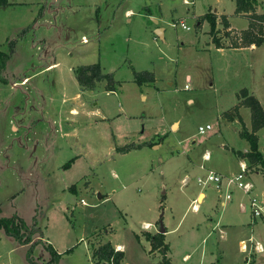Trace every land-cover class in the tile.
Wrapping results in <instances>:
<instances>
[{
	"label": "rangeland",
	"instance_id": "obj_1",
	"mask_svg": "<svg viewBox=\"0 0 264 264\" xmlns=\"http://www.w3.org/2000/svg\"><path fill=\"white\" fill-rule=\"evenodd\" d=\"M206 14L216 16L224 46L247 26L234 0L0 5V215L35 222L42 239L30 246L0 228V264H105L93 250L106 241L121 244V264H160L163 257L204 264L221 252L243 264L239 239L252 232L253 241L264 242V217H251L247 193L230 184L223 205L225 186L215 191L214 182L201 187L196 180L207 168L227 175L240 168L233 149L248 142L238 124L219 118L240 89L264 108V42L219 49ZM219 14L229 16L231 29ZM95 63L96 75L112 76L115 91L106 90L107 79L79 83L76 69ZM144 70L153 72L154 83L135 82L134 72ZM247 116L249 108L241 118ZM206 123L212 129L199 134ZM258 134L262 146L264 128ZM254 178L251 193L259 196L264 179ZM199 188L205 197L194 210ZM219 216L222 223H244L224 233L226 225L215 224ZM144 219L155 228L143 227ZM160 219L168 228L164 256L150 237ZM259 256L264 260V252Z\"/></svg>",
	"mask_w": 264,
	"mask_h": 264
},
{
	"label": "trees",
	"instance_id": "obj_2",
	"mask_svg": "<svg viewBox=\"0 0 264 264\" xmlns=\"http://www.w3.org/2000/svg\"><path fill=\"white\" fill-rule=\"evenodd\" d=\"M235 1V13L244 15L248 19V25L245 29H242L240 33L231 35V47L241 48L250 46L251 44L260 45L264 42V11L261 13L256 12L255 8L258 6V0H234ZM8 0H0V5H5ZM205 19L209 23L210 33L212 35V41L218 46H222L220 37L215 32L216 16L213 14H206ZM221 22L224 28L227 29L228 21L225 15L221 16ZM215 32V33H214ZM229 35V33H228ZM234 38L241 39V42L234 41ZM0 57H4V54L0 52ZM99 64L95 63L87 66H80L76 69V77L80 84H91L95 79H107L106 90H115L112 76L108 73H101L96 75L95 69H99ZM134 80L138 85L149 83L154 81V75L151 71L134 72ZM237 102L232 108L225 110L221 113V117L226 120H234L237 118L240 122L239 135L241 138L248 142V150L245 153H239L241 157L246 160L247 168H259L264 175V151L259 146L257 131L264 127V110L260 101L247 89L242 88L237 93ZM241 106L248 107L251 113V128L250 130L244 125L242 118L239 114V108ZM126 149V148H125ZM0 228H2L6 234L13 236L20 243H29L30 246L37 241H42L38 236L41 232L39 226L35 222L28 225L24 219L17 213L10 215H0ZM164 232L158 231L155 234H151L150 237L158 244H162V253L165 255L168 249L167 243L163 241ZM37 235L36 238H34ZM48 248L53 249L52 245L48 243ZM123 250L114 247L110 241H106L99 247L93 250V255H98L99 258L105 262V264H121L123 258ZM164 260L160 264H171L168 257H163ZM209 264H218L216 260Z\"/></svg>",
	"mask_w": 264,
	"mask_h": 264
},
{
	"label": "crops",
	"instance_id": "obj_3",
	"mask_svg": "<svg viewBox=\"0 0 264 264\" xmlns=\"http://www.w3.org/2000/svg\"><path fill=\"white\" fill-rule=\"evenodd\" d=\"M258 2H260L259 0H258ZM259 5V4H258ZM259 13V12H258ZM219 15H225L226 16V18H227V21H228V27H227V29L229 28V29H231L232 27H231V23H230V20H229V16L227 15V14H219ZM239 15V14H238ZM240 16H243V17H245L244 15H240ZM246 18V17H245ZM247 19V18H246ZM157 22V21H156ZM247 25H248V19H247ZM247 27V26H246ZM245 27V28H246ZM245 28H243V29H245ZM157 29V28H156ZM157 35V34H156ZM212 43H214L213 41H211ZM215 44V46L217 47V48H219V49H225V47H229V46H224L223 44H222V46H218L216 43H214ZM256 46H258V45H255V44H251L250 46H245V47H241V48H234V47H229V48H233V49H236V50H242V49H245V48H255ZM153 73V72H152ZM154 75V74H153ZM149 83H154V81L153 82H149ZM149 85V84H148ZM109 91H115V90H109ZM248 92H249V90H248ZM250 94H252L251 92H249ZM258 99V98H257ZM259 100V99H258ZM238 100H236V102H237ZM260 101V100H259ZM261 103V102H260ZM262 104V103H261ZM263 105V104H262ZM263 107V106H262ZM246 109L248 110V107H245V106H241L240 108H239V114H240V116H241V114L243 115V112L244 111H246ZM263 110H264V108H263ZM221 113L222 112H220V115H219V118L221 119V121L223 122L224 121V123H231V122H233V123H236V124H238V133H239V130H240V122H239V120L237 119V118H235L234 120H226V119H224V118H222L221 117ZM247 113V112H246ZM242 121H243V123H244V125L246 126V128H248L249 130H250V128H251V116H250V118H249V120H248V116H247V118H244V120L242 119ZM206 124H209V123H206ZM172 127H173V125H176V127L178 126V122H172ZM264 127H262L261 129H263ZM261 129H259L258 131H257V135H258V141H259V131L261 130ZM151 146H153V147H155V146H159V143L158 144H154V145H151ZM259 146H260V148L264 151V145H260V143H259ZM248 145L246 146V148H244L243 150H235V149H233V152L235 153V155L239 158V163L240 162H242V163H245V165H247L246 164V160L243 158V157H241L240 155H239V153H245V152H247V150H248ZM206 154V160L208 159V154L207 153H205ZM204 155V154H203ZM198 170H199V172H200V170L201 169H203V168H197ZM208 170H213V169H210V168H207L206 170H205V172L203 173V175L208 171ZM234 170H236V168L234 169ZM239 170H240V168H239ZM238 170V171H239ZM214 171H216V172H218V173H220V174H223L224 176H227V174H225V173H227V171H224V172H222L221 173V171L219 172L218 170H214ZM230 172H233V170L232 171H230ZM237 172V171H236ZM235 172V173H236ZM245 173H246V177H247V179L248 180H250L251 182L255 179L254 177L257 175V174H261L262 175V177H263V179H264V175H263V173L261 172V170L259 169V168H246V171H245ZM198 175H201V174H197L196 175V177L198 176ZM185 178V176L183 177V179ZM211 181H209V182H207L206 184H208V183H210ZM253 183V182H252ZM206 184H200V186L201 187H204ZM212 188H213V190H215L216 191V188H215V184H213L212 185ZM253 188H254V183H253V187H252V189H251V191L249 192V193H247V201H248V203H247V205H248V207L250 208L251 207V205H250V199H251V197L252 196H256L257 198H258V200L260 201L261 199H262V197H263V195H264V190L262 191V193L261 194H259V196L258 195H256V194H253V193H251L252 192V190H253ZM231 190V189H230ZM204 197H205V192H204V190H202V188H199L198 189V191L196 192V194H195V196L193 197V201L196 199V201H195V203H196V205H197V207H194L193 209L194 210H198L199 209V203L200 202H202V200L204 199ZM225 202H226V200H225ZM225 202L223 203V200L221 201V203L224 205L225 204ZM241 206L242 207H244V208H246V203H241ZM261 207H262V211L263 212H261L260 214H258V215H260V216H262V217H264V203L261 205ZM250 212H251V217L253 216V219H254V221L256 220V216H258V215H254L253 213H252V209L250 208ZM222 218L219 216L217 219H216V221H215V224H220V225H226L224 228V230H223V232L224 233H227V228L228 227H230L232 224H236V223H238V224H240V223H244V221H239V222H235V223H229V224H227V223H222V220H221ZM248 221V220H247ZM142 223H143V227L145 226H150L149 228L150 229H148V230H151V228H155V224L156 223H153V221L152 220H148V219H144V220H142ZM248 223H252V222H248ZM145 224V225H144ZM207 225L209 226L210 225V222H208L207 223ZM172 229V228H171ZM171 229H169V230H171ZM252 230V229H251ZM251 230H250V232H251ZM165 234H167V232H168V228L166 227V225H165ZM252 233V232H251ZM249 234L248 236H247V238H244V237H242V238H240L239 239V245H238V250H237V252L238 253H242V254H244V256H245V258H244V261H243V264H264V260H262V258L263 257H260L259 256V254L260 253H262V252H264V242H262L261 240H259V239H257V240H255V241H253L251 238H252V234ZM229 235L230 234H228L226 237H229ZM225 237V236H224ZM121 244H116V245H114L116 248H118V247H121L120 246ZM216 251H218V250H216ZM220 252V251H219ZM222 253V252H221ZM221 253H219V255L218 254H216L215 256H214V258L213 259H211V260H208L206 263H204V264H209L210 262H212V261H214V260H216L217 262H218V264H234V262L233 261H229V260H227L226 259V257L225 258H223L222 256H223V254H221ZM234 254H236V252L234 253ZM185 255H189V253H186ZM243 256V257H244ZM242 257V258H243ZM222 258V259H221Z\"/></svg>",
	"mask_w": 264,
	"mask_h": 264
},
{
	"label": "built area",
	"instance_id": "obj_4",
	"mask_svg": "<svg viewBox=\"0 0 264 264\" xmlns=\"http://www.w3.org/2000/svg\"><path fill=\"white\" fill-rule=\"evenodd\" d=\"M174 26V25H173ZM180 26L184 29H189V26H187L185 23H181ZM212 126L210 124H205L204 126L198 127V133L204 134L207 130H211ZM203 158L206 159V154L203 155ZM240 170L236 173H233L231 175L224 176L223 174H220L214 170H208L204 176L198 175L196 177V180L199 184H206L207 182L211 181L215 183L216 191H220L223 186L226 188V193L224 195L223 203L225 200H228L231 198V190L229 188L230 184H234L237 187L241 188L245 193H249L253 187V183L245 179L246 177V168L247 166L245 163L240 162ZM264 203V195L262 199L259 201L256 196H252L250 199V205L252 209V213L254 215L260 214L262 207L261 205ZM195 207V204L193 205Z\"/></svg>",
	"mask_w": 264,
	"mask_h": 264
},
{
	"label": "water",
	"instance_id": "obj_5",
	"mask_svg": "<svg viewBox=\"0 0 264 264\" xmlns=\"http://www.w3.org/2000/svg\"><path fill=\"white\" fill-rule=\"evenodd\" d=\"M154 21L156 22L155 19H154ZM162 31H163L162 28L161 27H158L155 32H156L157 36H159V37L162 38ZM158 231L165 232V226L162 223V220L161 219H160V227H159V230Z\"/></svg>",
	"mask_w": 264,
	"mask_h": 264
},
{
	"label": "bare ground",
	"instance_id": "obj_6",
	"mask_svg": "<svg viewBox=\"0 0 264 264\" xmlns=\"http://www.w3.org/2000/svg\"><path fill=\"white\" fill-rule=\"evenodd\" d=\"M195 207H197V205H195Z\"/></svg>",
	"mask_w": 264,
	"mask_h": 264
}]
</instances>
